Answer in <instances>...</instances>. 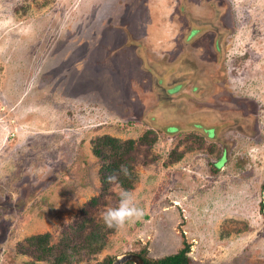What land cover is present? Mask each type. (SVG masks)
I'll return each mask as SVG.
<instances>
[{
    "label": "rangeland",
    "instance_id": "1",
    "mask_svg": "<svg viewBox=\"0 0 264 264\" xmlns=\"http://www.w3.org/2000/svg\"><path fill=\"white\" fill-rule=\"evenodd\" d=\"M198 1L219 42L199 31L166 55L153 33L170 18L182 53ZM105 135L135 141L145 214L120 231L101 218L123 191L103 193ZM263 188L264 0H0V264H52L22 253L28 238L79 243L96 224L108 244L78 264L184 241L191 264H264Z\"/></svg>",
    "mask_w": 264,
    "mask_h": 264
},
{
    "label": "trees",
    "instance_id": "2",
    "mask_svg": "<svg viewBox=\"0 0 264 264\" xmlns=\"http://www.w3.org/2000/svg\"><path fill=\"white\" fill-rule=\"evenodd\" d=\"M140 142L147 143L148 140L143 136ZM134 145V140L122 142L118 138L108 135L97 137L93 140V153L97 156L101 164L100 181L103 193L112 185H118L123 191H131L133 189L137 177L130 163V153L135 149ZM121 164L128 166L131 174L130 177H124L121 174L118 183L109 184L107 177L117 171ZM61 239L62 241L53 243L50 241L49 233L34 236L27 239V246L22 248L21 251L22 253L32 254L37 261L50 262L52 264L90 262L108 244V232L101 225L96 224L91 227L82 242H76L71 232H67ZM189 251L190 246L184 241V247L178 254L166 256L161 259H149L146 255V250L142 251L143 253L137 252L134 254L141 256L146 264H191V259L188 255ZM113 260V257L107 256L98 264H111Z\"/></svg>",
    "mask_w": 264,
    "mask_h": 264
},
{
    "label": "clouds",
    "instance_id": "3",
    "mask_svg": "<svg viewBox=\"0 0 264 264\" xmlns=\"http://www.w3.org/2000/svg\"><path fill=\"white\" fill-rule=\"evenodd\" d=\"M121 174L124 177H130L131 174L126 164H121L117 171L109 175L107 182L109 184L118 183ZM144 214V209L138 206L132 192L124 190L119 194L118 204L114 207L107 208L101 214V218L107 228L120 231L125 229L126 226L141 220Z\"/></svg>",
    "mask_w": 264,
    "mask_h": 264
},
{
    "label": "flooded vegetation",
    "instance_id": "4",
    "mask_svg": "<svg viewBox=\"0 0 264 264\" xmlns=\"http://www.w3.org/2000/svg\"><path fill=\"white\" fill-rule=\"evenodd\" d=\"M198 2H199V5L196 6L197 9H195L192 12V14L187 13L188 11H184L186 13V14H184L185 15L184 19L179 20L180 23H183V26L185 28V30H182V36L180 37V41H179L180 45L183 46V48H184L183 52L180 54H183L184 56L186 54L185 50L191 49V45H190V43H188V40L191 37H193L195 34H197L199 31H200L199 33H202L204 35L205 32L208 29H210L211 32L213 33L214 38L215 39L217 38L218 42H219L220 30L217 29V24L220 25L219 21L216 20L213 24H211L209 26L207 25V21H213V15H214L213 13H216V17H219V15H217V11L214 8H212L213 7L212 4L208 5L205 3L202 4L200 1H198ZM220 6H221V4H220ZM211 8H212V10H211ZM169 19L167 21L163 22L162 27L165 28L166 30L169 28V31H170V28L173 26V22L170 21ZM199 19L201 21H199ZM166 22L169 24V26H166V24H165ZM176 24L177 23H174V26ZM165 32L167 33V31H165ZM173 34H174V31H173ZM176 44H177V42L175 43V45ZM175 45H174V47H175ZM204 49H205V47H204ZM204 49H203V51H204ZM175 51H176V48H174V52ZM153 54H156L155 50H153ZM177 54L180 55L179 53H177ZM154 56L155 55H153V57ZM230 124H231V122H229L227 125H230Z\"/></svg>",
    "mask_w": 264,
    "mask_h": 264
},
{
    "label": "water",
    "instance_id": "5",
    "mask_svg": "<svg viewBox=\"0 0 264 264\" xmlns=\"http://www.w3.org/2000/svg\"><path fill=\"white\" fill-rule=\"evenodd\" d=\"M171 34H173V33L171 32L170 35H168L165 31H162V35H161V32H158L157 31V32L153 33V35H152L153 36V39H155L153 42H156V44L158 42L159 43L162 42L164 44V47L166 48V52H167L166 55L177 54V53L174 52V48H175L174 47V44L176 43V41L173 40V36ZM156 39L158 40V42H157ZM153 50H156V47H154ZM181 55L184 57L183 54H180L179 57ZM160 56H161V53L160 54L159 53L156 54V57L157 58L160 57ZM212 130H214V129H212ZM214 133H215V131H214ZM262 210H263V213H264V188H263V191H262ZM128 263H133V264H146L145 261L143 260V258L141 256H139L137 254H134V253H126V254H123V255L117 257L116 259H114L111 264H128Z\"/></svg>",
    "mask_w": 264,
    "mask_h": 264
}]
</instances>
